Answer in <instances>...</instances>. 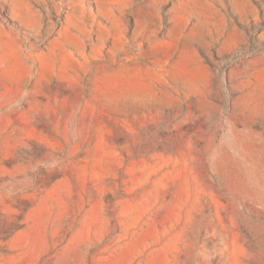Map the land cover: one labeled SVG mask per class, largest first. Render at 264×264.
Segmentation results:
<instances>
[{"label": "rangeland", "instance_id": "374dc122", "mask_svg": "<svg viewBox=\"0 0 264 264\" xmlns=\"http://www.w3.org/2000/svg\"><path fill=\"white\" fill-rule=\"evenodd\" d=\"M0 264H264V0H0Z\"/></svg>", "mask_w": 264, "mask_h": 264}, {"label": "bare ground", "instance_id": "6f19581e", "mask_svg": "<svg viewBox=\"0 0 264 264\" xmlns=\"http://www.w3.org/2000/svg\"><path fill=\"white\" fill-rule=\"evenodd\" d=\"M36 215V214H35ZM69 253V252H68ZM24 259V258H23Z\"/></svg>", "mask_w": 264, "mask_h": 264}]
</instances>
